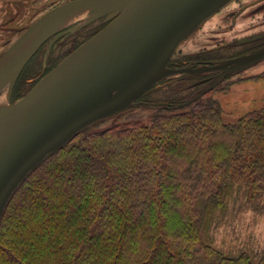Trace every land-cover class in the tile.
Segmentation results:
<instances>
[{
	"label": "trees",
	"instance_id": "1",
	"mask_svg": "<svg viewBox=\"0 0 264 264\" xmlns=\"http://www.w3.org/2000/svg\"><path fill=\"white\" fill-rule=\"evenodd\" d=\"M183 101L47 156L3 211L0 264H264L212 237L238 189L264 195V108L225 122L216 99Z\"/></svg>",
	"mask_w": 264,
	"mask_h": 264
},
{
	"label": "water",
	"instance_id": "2",
	"mask_svg": "<svg viewBox=\"0 0 264 264\" xmlns=\"http://www.w3.org/2000/svg\"><path fill=\"white\" fill-rule=\"evenodd\" d=\"M232 0H69L30 23L0 54V221L16 189L47 156L91 125L133 107H168L139 97L165 79L218 74L182 108L227 75L264 60V46L208 64L167 66L180 43ZM113 19L10 103V93L37 49L76 14ZM45 62V60H44Z\"/></svg>",
	"mask_w": 264,
	"mask_h": 264
},
{
	"label": "rangeland",
	"instance_id": "3",
	"mask_svg": "<svg viewBox=\"0 0 264 264\" xmlns=\"http://www.w3.org/2000/svg\"><path fill=\"white\" fill-rule=\"evenodd\" d=\"M223 13L222 11L207 19L188 35L177 47L173 53L174 55L171 56V60L179 63L188 62L204 46L215 42L213 40L216 38L219 39L221 36L215 32L217 28L223 29L222 27H225L222 24ZM37 18L38 13L27 9L24 3L21 5H5L0 2V54L29 23ZM78 19H72L70 23L78 21ZM231 35V33L226 34V37L229 39ZM60 49L57 51H60ZM63 49H65V46ZM63 56L61 54L59 56L56 54L50 55L46 60L45 67L42 64L40 55L31 59L18 76L11 90L10 103L26 94L46 70L58 64ZM194 80L195 78L188 77L165 79L156 85L155 90H151L140 100L165 103H168V100L183 101L197 92L198 86H193ZM203 96L214 98L219 102L225 122H234L251 110L264 108V60L246 70L232 73ZM150 113L151 109L149 108L134 107L131 110L128 109L97 122L92 130L102 131L115 125H124L135 120H145ZM246 200L244 189H238L229 203L227 212L218 219L217 224L212 229V237L214 244L223 251L232 250V246L237 245L257 258L264 248V195L247 203Z\"/></svg>",
	"mask_w": 264,
	"mask_h": 264
},
{
	"label": "flooded vegetation",
	"instance_id": "4",
	"mask_svg": "<svg viewBox=\"0 0 264 264\" xmlns=\"http://www.w3.org/2000/svg\"><path fill=\"white\" fill-rule=\"evenodd\" d=\"M67 1L69 0H0V2L5 5H21L24 3L27 9L38 13V17ZM222 11L224 12V15H222V24H224L225 27H222L223 29L217 28L215 32L221 37L219 39H214L213 41L215 42L210 45L204 46L190 61L179 63L171 60V57L167 62V66L181 67L188 63L190 65L208 64L211 61L224 60L247 54L264 46V0H232L211 17H214ZM112 19L113 17L110 18L108 15H102L95 19L88 20L86 15L85 18H80L78 21L67 23L62 29L50 36L31 56L29 61L40 55L42 64L45 67L46 60L52 54H56L57 56L61 54L64 55L63 58H65L80 44L95 35ZM230 33L232 35L228 39L226 34ZM64 46L65 49H63ZM59 48H61L60 51H57ZM50 69L46 70L45 73ZM217 74L218 72L207 71L198 75L189 76L188 78H195L193 86H198V91L202 88L199 86H205Z\"/></svg>",
	"mask_w": 264,
	"mask_h": 264
},
{
	"label": "bare ground",
	"instance_id": "5",
	"mask_svg": "<svg viewBox=\"0 0 264 264\" xmlns=\"http://www.w3.org/2000/svg\"><path fill=\"white\" fill-rule=\"evenodd\" d=\"M86 15H87L86 12H81V13L76 14V16H74L72 19L75 20V19H78V18H85ZM8 93H9V91L7 89H4L0 93V105L4 104V103H7V101H8Z\"/></svg>",
	"mask_w": 264,
	"mask_h": 264
}]
</instances>
